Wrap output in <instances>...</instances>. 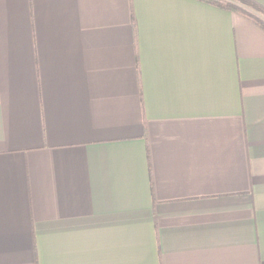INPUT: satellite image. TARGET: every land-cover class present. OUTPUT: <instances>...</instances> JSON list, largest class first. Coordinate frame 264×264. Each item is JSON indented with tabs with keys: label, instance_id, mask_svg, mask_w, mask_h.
I'll use <instances>...</instances> for the list:
<instances>
[{
	"label": "crops",
	"instance_id": "0c3cea01",
	"mask_svg": "<svg viewBox=\"0 0 264 264\" xmlns=\"http://www.w3.org/2000/svg\"><path fill=\"white\" fill-rule=\"evenodd\" d=\"M0 264H264V27L0 0Z\"/></svg>",
	"mask_w": 264,
	"mask_h": 264
},
{
	"label": "trees",
	"instance_id": "16d2710c",
	"mask_svg": "<svg viewBox=\"0 0 264 264\" xmlns=\"http://www.w3.org/2000/svg\"><path fill=\"white\" fill-rule=\"evenodd\" d=\"M220 8L235 10L249 18L255 20L258 24L264 27V19L259 15L251 12L245 6L256 8L264 14V6L256 0H201Z\"/></svg>",
	"mask_w": 264,
	"mask_h": 264
},
{
	"label": "rangeland",
	"instance_id": "374dc122",
	"mask_svg": "<svg viewBox=\"0 0 264 264\" xmlns=\"http://www.w3.org/2000/svg\"><path fill=\"white\" fill-rule=\"evenodd\" d=\"M248 10H250L251 12L259 15L260 17H262L264 19V14L261 13L260 11H258L256 8L250 7V6H245Z\"/></svg>",
	"mask_w": 264,
	"mask_h": 264
}]
</instances>
